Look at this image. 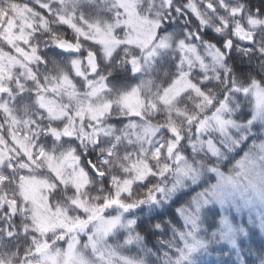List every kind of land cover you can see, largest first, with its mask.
Returning a JSON list of instances; mask_svg holds the SVG:
<instances>
[{"label": "clouds", "instance_id": "9594fccd", "mask_svg": "<svg viewBox=\"0 0 264 264\" xmlns=\"http://www.w3.org/2000/svg\"><path fill=\"white\" fill-rule=\"evenodd\" d=\"M0 264H264V0H0Z\"/></svg>", "mask_w": 264, "mask_h": 264}]
</instances>
